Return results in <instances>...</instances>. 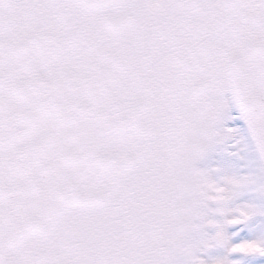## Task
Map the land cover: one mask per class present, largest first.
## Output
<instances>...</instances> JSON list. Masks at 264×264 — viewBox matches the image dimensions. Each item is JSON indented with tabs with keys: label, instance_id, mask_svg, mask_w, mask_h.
Returning a JSON list of instances; mask_svg holds the SVG:
<instances>
[{
	"label": "snow or ice",
	"instance_id": "6c2138e0",
	"mask_svg": "<svg viewBox=\"0 0 264 264\" xmlns=\"http://www.w3.org/2000/svg\"><path fill=\"white\" fill-rule=\"evenodd\" d=\"M0 264H264V0H0Z\"/></svg>",
	"mask_w": 264,
	"mask_h": 264
}]
</instances>
